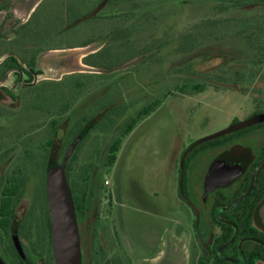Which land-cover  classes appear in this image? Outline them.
I'll return each instance as SVG.
<instances>
[{"label": "flooded vegetation", "instance_id": "1", "mask_svg": "<svg viewBox=\"0 0 264 264\" xmlns=\"http://www.w3.org/2000/svg\"><path fill=\"white\" fill-rule=\"evenodd\" d=\"M110 1L0 0V264H58L47 173L62 165L75 211L79 264H160L165 255L167 264H264L260 214L264 164L257 170L264 160V93L246 116L259 110L251 120L258 126L232 135L225 144L184 152L203 136L182 150L177 196L190 212L189 233L171 228L158 233L151 223L147 238L141 245L137 242L141 252L128 237L115 172L112 194L104 173L114 165L123 139L143 117L122 138L112 165L104 163L111 134L117 129L114 138L120 136L140 109L121 126L111 124L96 137L98 149L87 158L81 156L79 147L91 139L93 127L83 116L81 122L87 128L76 131L74 95L69 88L62 89L61 83L67 77L102 72L89 62L102 43L93 51L89 47L94 39L69 50L53 45L55 37L83 22L105 21L111 13ZM212 1V9L229 11L233 21L240 15L249 17L246 34L232 33L233 37L244 33L242 57L264 54V0ZM38 10L63 13L56 24L47 25ZM70 17L69 23L63 22ZM228 43L220 47L234 52L236 48ZM164 240L166 247L173 245L172 252L169 256L167 247L158 259Z\"/></svg>", "mask_w": 264, "mask_h": 264}, {"label": "rangeland", "instance_id": "2", "mask_svg": "<svg viewBox=\"0 0 264 264\" xmlns=\"http://www.w3.org/2000/svg\"><path fill=\"white\" fill-rule=\"evenodd\" d=\"M116 2L110 1L105 21L83 22L55 37L53 45L69 50L90 39L102 43L89 60L102 72L67 77L61 83L74 95L76 131L87 128L83 116L93 127L91 139L79 147L81 156L98 149L96 137L111 124L119 127L152 100H161L123 139L114 165L104 173L112 194L115 172L127 234L141 252L140 241L147 238L151 223L158 233L163 228L189 233L190 212L177 196L178 158L192 141L227 127L233 118L244 119L254 101L261 102L264 62L239 53L246 31L222 39L241 26L222 21L227 13L212 9V0ZM62 13L38 10L47 25L56 24ZM225 41L234 52L223 51ZM256 70L259 76L253 78ZM202 81L205 87L199 92L179 88Z\"/></svg>", "mask_w": 264, "mask_h": 264}, {"label": "water", "instance_id": "3", "mask_svg": "<svg viewBox=\"0 0 264 264\" xmlns=\"http://www.w3.org/2000/svg\"><path fill=\"white\" fill-rule=\"evenodd\" d=\"M100 45V42L94 43L89 47V49L93 51ZM68 154L69 152L67 155ZM263 164L264 160L258 166L257 170L260 169ZM47 197L52 215V235L56 260L58 264H79V242L76 217L63 165L53 167L48 171ZM260 214L262 215L264 221V203L261 206ZM161 247L158 259L164 257V252L167 247L169 256L171 255L173 247L172 244H169L166 247V240H164ZM176 247H178L177 244ZM175 255H177V251L175 252ZM167 257L165 255L159 263L167 264Z\"/></svg>", "mask_w": 264, "mask_h": 264}, {"label": "trees", "instance_id": "4", "mask_svg": "<svg viewBox=\"0 0 264 264\" xmlns=\"http://www.w3.org/2000/svg\"><path fill=\"white\" fill-rule=\"evenodd\" d=\"M222 21H224L226 23L236 22V20L233 21L231 13H228V12H227V16H224ZM249 21H250V19L247 15H240L239 20H237V22H236L241 26L239 28L240 33L245 30V28L249 24ZM224 33L222 35H225ZM231 36L232 35H228V36L226 35L222 39H224L226 37H231ZM216 39H217V37H214L215 41H216ZM263 57H264V54L262 52L258 53L255 56L256 62H258V63L262 62V60L264 59ZM258 73H259V70H256V72L253 75V78H256ZM204 87H205V82L202 81V82L193 83L189 87H187L185 84H183L179 88L181 90H185V91L189 90L190 92H199V91H202L204 89ZM160 101H161L160 99H154L151 102H149L147 105L143 106L139 110V113L137 114V117L135 118V120H133L130 124H127L126 126L123 127V130L120 133V136L113 138V140L111 141V143L108 147L107 157L105 158L104 164L106 166H110L114 162L115 157H116V152L118 151V148H119V145L122 141V138L129 133V131L133 128V126L135 125V123H137V121L139 119H141L142 117L149 114L160 103ZM258 112H259V110L255 111L254 114L249 115L248 117H246L243 120L234 118L229 123V125L227 127L223 128V129H221V130H219L213 134H210V135H208V136H206L200 140L194 141L193 143H191V145H189L184 150V152L192 151V149H196L195 151H197V150L200 151V150L206 149L210 146H215L218 142H221L222 144L227 143L231 139L232 135H235L236 133L237 134H243V133L249 131L250 128H252L254 126L255 127L258 126L260 123H256L254 125L251 123V120L254 117H256Z\"/></svg>", "mask_w": 264, "mask_h": 264}]
</instances>
